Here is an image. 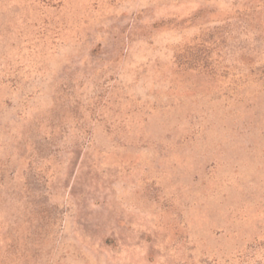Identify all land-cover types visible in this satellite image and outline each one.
<instances>
[{
	"label": "rangeland",
	"instance_id": "1",
	"mask_svg": "<svg viewBox=\"0 0 264 264\" xmlns=\"http://www.w3.org/2000/svg\"><path fill=\"white\" fill-rule=\"evenodd\" d=\"M0 264H264V0H0Z\"/></svg>",
	"mask_w": 264,
	"mask_h": 264
}]
</instances>
